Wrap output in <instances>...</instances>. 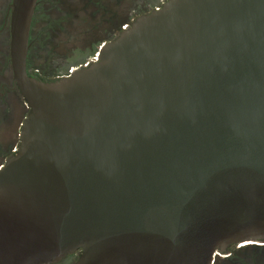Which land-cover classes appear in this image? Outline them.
<instances>
[{
    "label": "water",
    "instance_id": "95a60500",
    "mask_svg": "<svg viewBox=\"0 0 264 264\" xmlns=\"http://www.w3.org/2000/svg\"><path fill=\"white\" fill-rule=\"evenodd\" d=\"M38 0L11 4L31 107L0 169V264H212L264 239V0H169L57 80L28 73Z\"/></svg>",
    "mask_w": 264,
    "mask_h": 264
},
{
    "label": "flooded vegetation",
    "instance_id": "af4514ba",
    "mask_svg": "<svg viewBox=\"0 0 264 264\" xmlns=\"http://www.w3.org/2000/svg\"><path fill=\"white\" fill-rule=\"evenodd\" d=\"M62 1L61 4L60 0H46L48 7L46 12L49 15L53 12L58 14L56 17L52 15L54 19L49 25L51 42H55L56 45H52L53 49L52 46L44 48L46 52L52 50L51 54H56L49 64L50 70L32 63L34 20L42 0H38L32 20L28 53V60L31 58L32 62L29 64L27 60L28 73L32 77L45 81L60 79L78 69L92 65L97 53H100L105 45L130 29L139 17L159 9L169 0H136L135 5L127 9L121 19H118L117 11L114 9L119 0ZM12 2L13 0H0V9L5 10L3 18L0 19L2 35L0 39V70L4 75L9 73L8 80L0 78V140L2 139V143H5L11 133L14 137L8 145L9 148L0 152V169L7 159L19 150L24 123L31 112V107L21 94L13 76L10 56ZM90 4L94 5L93 19L87 14V12H91L88 9ZM102 5L109 7V9L105 8L108 17L103 16ZM94 29H99L101 33L93 36ZM59 36L61 38L57 39ZM38 38L39 35L36 34L35 41ZM66 39L71 41L70 43L66 41L69 50L59 53L56 49L60 42L64 43ZM80 256L81 250L79 249L65 257L63 263L76 264ZM212 264H264V239L254 244L239 242L218 249Z\"/></svg>",
    "mask_w": 264,
    "mask_h": 264
},
{
    "label": "rangeland",
    "instance_id": "374dc122",
    "mask_svg": "<svg viewBox=\"0 0 264 264\" xmlns=\"http://www.w3.org/2000/svg\"><path fill=\"white\" fill-rule=\"evenodd\" d=\"M42 4L40 5V8L38 9L37 13H36V18L34 20V45H33V62L31 61V58H29L28 63L30 64L31 62L33 63V65H39L42 66L44 68H47L50 70L49 68V64L51 63V60L54 59V56H56V54H51L52 50L49 51H45L44 48L47 46H52V45H56L55 42H51V33L49 32V25L52 23L54 16H58V14L56 12H53L51 15H49V13L46 12V10H48L47 7V3L46 0H42ZM66 1V0H65ZM135 1L136 0H119L117 3V6L114 8L117 11V17L118 19H121L124 17V12L131 8L133 5H135ZM60 3L62 4L63 1L60 0ZM61 7H65V6H61ZM88 9L91 12H87V14L90 16V18L93 19V7L94 5L90 4L88 5ZM109 9L108 6H101V9L104 13V17H108L107 13H105L106 9ZM4 12L5 10L0 9V19L3 18L4 16ZM52 15H54L52 17ZM57 20V19H56ZM95 31V32H94ZM94 32V33H93ZM93 36L95 34H99L101 33V31L99 29H94L92 31ZM38 34L39 38L38 40L36 39L35 41V35ZM1 33H0V39H1ZM61 38V36L57 37V39ZM97 38V37H95ZM78 40V38H77ZM66 41H68L69 43L71 41H69L68 39L65 40V42H60V45H58L59 47L56 49L58 50V52L60 53H64L67 52L69 50V45L66 44ZM73 43V41H72ZM71 45V44H70ZM53 49V46H52ZM39 51V52H38ZM31 57V56H30ZM0 78H6V80L9 79V73L5 74L0 70ZM14 139L12 133L9 135L7 141L5 143H2V139L0 140V152L8 149L9 148V143L12 142ZM244 243V242H241ZM239 245V244H238ZM64 258L55 262L56 264H64ZM53 263V264H55Z\"/></svg>",
    "mask_w": 264,
    "mask_h": 264
},
{
    "label": "bare ground",
    "instance_id": "6f19581e",
    "mask_svg": "<svg viewBox=\"0 0 264 264\" xmlns=\"http://www.w3.org/2000/svg\"><path fill=\"white\" fill-rule=\"evenodd\" d=\"M245 244H247V242H244Z\"/></svg>",
    "mask_w": 264,
    "mask_h": 264
},
{
    "label": "built area",
    "instance_id": "2783aa9c",
    "mask_svg": "<svg viewBox=\"0 0 264 264\" xmlns=\"http://www.w3.org/2000/svg\"><path fill=\"white\" fill-rule=\"evenodd\" d=\"M97 55H98V53H97ZM97 55H96V56H97ZM95 58H96V57H95ZM95 58H94V59H95Z\"/></svg>",
    "mask_w": 264,
    "mask_h": 264
}]
</instances>
